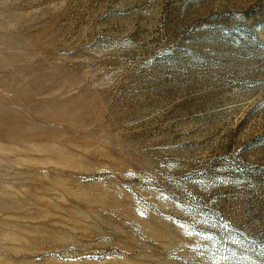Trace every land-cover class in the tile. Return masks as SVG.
<instances>
[{"label":"rangeland","instance_id":"rangeland-1","mask_svg":"<svg viewBox=\"0 0 264 264\" xmlns=\"http://www.w3.org/2000/svg\"><path fill=\"white\" fill-rule=\"evenodd\" d=\"M0 264H264V0H0Z\"/></svg>","mask_w":264,"mask_h":264}]
</instances>
